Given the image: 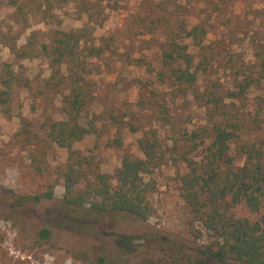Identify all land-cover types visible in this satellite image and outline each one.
<instances>
[{"label":"rangeland","instance_id":"obj_1","mask_svg":"<svg viewBox=\"0 0 264 264\" xmlns=\"http://www.w3.org/2000/svg\"><path fill=\"white\" fill-rule=\"evenodd\" d=\"M86 1L94 13L92 20L77 9L81 0H51L48 14L44 7V12L33 14L32 5H23V0H16L14 6L0 0L1 32L9 34V43L18 49L11 51L0 37V65L10 63L17 75L8 104L0 102V264H217L208 253H202L216 248V240L199 223L191 224L192 217L178 193L175 167L162 164L145 177L155 185L147 196L151 211L146 219L123 211L100 212L89 203L69 201L99 173L112 181L122 154L141 156L137 139L152 120L149 108L154 104V93L147 89L154 85L144 88L137 83V79L147 78L144 67L108 52L100 58L87 57L91 68L87 88L94 99L78 122L93 129L73 144L72 151L48 137L50 125L65 118L63 93L47 82L51 69L48 57L39 49L42 43L52 44L53 28H77L89 20L95 42L112 34L119 52L139 57L154 52L147 41L149 34L133 35L128 43L119 31L135 10L152 0ZM176 2L186 5L183 16L189 24L211 13L208 21L214 28L208 40L220 39L225 23L238 24L235 38L239 47L234 48L245 51V60L253 52L251 41L264 35V0ZM20 3L23 12L16 20L13 15ZM28 39L36 46L22 57L19 48ZM224 66L222 61L215 63V78H224ZM170 110L189 129L203 122L202 111L190 99L176 100ZM166 138L168 133L160 137L163 146L169 144ZM242 163L243 157H236L235 165ZM68 178L70 192L66 191ZM50 190V199H34ZM232 211L250 221L259 215L243 203Z\"/></svg>","mask_w":264,"mask_h":264},{"label":"trees","instance_id":"obj_2","mask_svg":"<svg viewBox=\"0 0 264 264\" xmlns=\"http://www.w3.org/2000/svg\"><path fill=\"white\" fill-rule=\"evenodd\" d=\"M94 1L98 4L104 0ZM8 3L14 6L16 0ZM22 3L32 5L33 14L44 12L43 7L48 14L51 0ZM22 3L13 15L16 20L23 12ZM77 9L92 20L94 13L87 1L81 0ZM186 9L176 0H152L135 10L119 31L128 43L133 35H150L147 41L154 52L141 57L115 49L112 34L95 42L89 20L77 28H53L52 44L42 43L39 49L48 57L51 69L47 82L63 93L65 118L50 125L48 137L72 151L73 144L93 129L78 122L85 106L94 99L93 91L87 88L90 81L86 77L91 71L87 57L100 58L108 52L128 64L144 67L147 78L137 79V83L144 88L154 85L147 88L154 93V104L149 108L152 120L137 139L141 156L122 154L112 181L107 174H97L90 186L71 196L70 203H89L100 212L123 211L146 219L151 211L147 196L155 185L145 177L162 164L172 166L191 224L199 223L216 240V248L202 253H208L217 264H264V35L260 41H251L253 52L245 60V51L234 48L239 47L235 38L238 24L225 23L220 39L208 40L214 28L208 21L211 13L189 24L183 16ZM0 37L17 52V45L9 43L11 36L1 32V26ZM35 44L28 39L19 48L21 56L32 53ZM217 61L225 65L224 78L214 77ZM16 80L12 65L2 63L0 102L8 104ZM202 80L204 84H200ZM156 95L160 97L155 99ZM184 99L202 111L203 122L196 128L179 124L176 113L170 110L173 102ZM165 132L169 144L163 146L160 137H165ZM238 156L243 157L240 166L235 165ZM68 180L66 191L70 192ZM51 197L50 190L34 199ZM239 203L259 214L258 218L250 221L236 217L232 208Z\"/></svg>","mask_w":264,"mask_h":264}]
</instances>
